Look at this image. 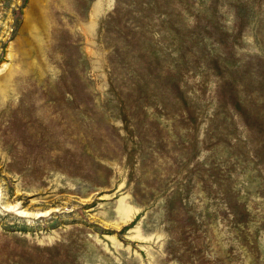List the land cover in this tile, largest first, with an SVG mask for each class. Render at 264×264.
Returning <instances> with one entry per match:
<instances>
[{"label": "rangeland", "instance_id": "obj_1", "mask_svg": "<svg viewBox=\"0 0 264 264\" xmlns=\"http://www.w3.org/2000/svg\"><path fill=\"white\" fill-rule=\"evenodd\" d=\"M0 264H264V0H0Z\"/></svg>", "mask_w": 264, "mask_h": 264}, {"label": "bare ground", "instance_id": "obj_2", "mask_svg": "<svg viewBox=\"0 0 264 264\" xmlns=\"http://www.w3.org/2000/svg\"><path fill=\"white\" fill-rule=\"evenodd\" d=\"M22 211V210H21ZM23 213L25 212L24 210L22 211Z\"/></svg>", "mask_w": 264, "mask_h": 264}]
</instances>
